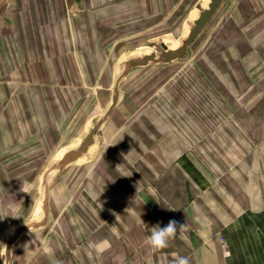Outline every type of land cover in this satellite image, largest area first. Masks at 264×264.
<instances>
[{
  "label": "crops",
  "instance_id": "obj_1",
  "mask_svg": "<svg viewBox=\"0 0 264 264\" xmlns=\"http://www.w3.org/2000/svg\"><path fill=\"white\" fill-rule=\"evenodd\" d=\"M187 1L0 0V264H264V2L258 34L240 8L191 64L122 74ZM103 118L45 199L19 174L27 139L68 152Z\"/></svg>",
  "mask_w": 264,
  "mask_h": 264
},
{
  "label": "rangeland",
  "instance_id": "obj_2",
  "mask_svg": "<svg viewBox=\"0 0 264 264\" xmlns=\"http://www.w3.org/2000/svg\"><path fill=\"white\" fill-rule=\"evenodd\" d=\"M262 1L264 2V0H225L224 4L220 7V9H218L198 39L189 47L186 55L182 59L173 62L174 66L191 64L196 57L198 58L202 56L206 48L210 46L216 33H223L228 31V29H233L229 22L232 21L236 15L241 14L240 8L246 9L245 13L248 14V18H256V20L253 21L245 20V22L253 23L248 25L246 24V29L249 35L258 34L259 30L263 27V25H258L259 21H262L263 19L262 17L258 19V3L261 4ZM203 5L205 6V0H188L185 2L183 8L176 11H169L168 25L162 27V29L158 31L160 33H153V41H146L143 45L145 50L141 53H146V49H148L146 54L156 52L157 55H160L162 51L160 43L162 41L164 42L166 39L171 40V48L175 49L188 30L190 28L192 29L194 26V14L197 13L199 15L203 12ZM248 6L250 10H248ZM161 64H153L152 66L155 67L156 65ZM25 145L24 149L22 148L24 152L22 156L23 158H19L14 161L21 164L19 167L21 168L19 173L20 175L24 174L25 177H30L31 174L34 173V176L41 178L43 184L42 198L45 199L48 194V185L46 184V181H44L45 172L51 163L58 161V157L61 156L62 152L65 150L60 149L62 146L52 147L49 144L43 145V143H41L38 139H27ZM16 156L18 155L10 154L9 160H12L10 158H14ZM55 176L56 175H53L52 177ZM40 214L43 215L42 213Z\"/></svg>",
  "mask_w": 264,
  "mask_h": 264
},
{
  "label": "water",
  "instance_id": "obj_3",
  "mask_svg": "<svg viewBox=\"0 0 264 264\" xmlns=\"http://www.w3.org/2000/svg\"><path fill=\"white\" fill-rule=\"evenodd\" d=\"M223 0H211L207 9H205L199 18L194 22L188 37L183 41L182 45L176 49H169L165 44H162V51L160 55H157L156 52H152L143 57H137L130 59L123 65V73H127L129 70L136 67H143L149 64H168L176 60L182 59L189 50V47L198 39L200 34L204 31L205 27L208 25L210 20L216 14L220 6L222 5ZM152 46V44H151ZM106 118L99 120L91 131L86 135L81 144L76 149H71L64 154L62 159L56 162L50 167L48 175L46 176V181L49 177L57 175L62 172L68 165L78 162L81 158L87 155L90 151V148L95 144V137L97 132L100 130L104 124ZM44 209H47V202H44ZM32 225L28 226L31 227ZM27 228V227H25ZM15 240V237L9 239L8 242V258L12 244ZM9 261V260H8ZM9 264V263H8Z\"/></svg>",
  "mask_w": 264,
  "mask_h": 264
},
{
  "label": "clouds",
  "instance_id": "obj_4",
  "mask_svg": "<svg viewBox=\"0 0 264 264\" xmlns=\"http://www.w3.org/2000/svg\"><path fill=\"white\" fill-rule=\"evenodd\" d=\"M185 226V224H181L178 226L177 221L175 220H170L165 226L157 224L152 227L151 233L147 237V243L153 249L159 250L166 248L168 246L169 240L178 233V228L179 231H181ZM172 264H190V261L187 257L178 256L172 262Z\"/></svg>",
  "mask_w": 264,
  "mask_h": 264
},
{
  "label": "bare ground",
  "instance_id": "obj_5",
  "mask_svg": "<svg viewBox=\"0 0 264 264\" xmlns=\"http://www.w3.org/2000/svg\"><path fill=\"white\" fill-rule=\"evenodd\" d=\"M204 6V5H203ZM208 6H209V3L208 4H205V6H204V8L206 7V8H208ZM205 10V9H204ZM191 29V28H190ZM188 30V32L186 33V35H185V37H184V39H182V41H179V45L176 47V48H178V47H180L181 45H182V43H183V41L188 37V35H189V33H190V31L191 30ZM170 40H165L164 42L162 41L160 44L162 45V44H165V45H167L168 47H169V49H172L171 48V46H172V42L170 41ZM175 47V46H174ZM149 48H151V47H149ZM175 48V49H176ZM147 52H148V50H147ZM146 52V53H147ZM91 149V148H90ZM67 151L65 150L64 152H62V154H61V156H59L58 157V161H60L61 159H62V157L64 156V154L66 153ZM82 159V158H81ZM58 161H55V162H58ZM79 161H81V160H79ZM55 162H53L51 165H54L55 164ZM52 177V176H51ZM51 177H49L48 178V180L46 181V184L48 185V183H49V180H50V178ZM43 212V211H42ZM39 216V215H38Z\"/></svg>",
  "mask_w": 264,
  "mask_h": 264
},
{
  "label": "built area",
  "instance_id": "obj_6",
  "mask_svg": "<svg viewBox=\"0 0 264 264\" xmlns=\"http://www.w3.org/2000/svg\"><path fill=\"white\" fill-rule=\"evenodd\" d=\"M222 242H223V245H225V241H224V238H221Z\"/></svg>",
  "mask_w": 264,
  "mask_h": 264
}]
</instances>
